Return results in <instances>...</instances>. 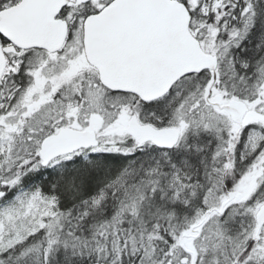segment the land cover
Segmentation results:
<instances>
[{
	"label": "snow or ice",
	"instance_id": "obj_1",
	"mask_svg": "<svg viewBox=\"0 0 264 264\" xmlns=\"http://www.w3.org/2000/svg\"><path fill=\"white\" fill-rule=\"evenodd\" d=\"M0 264H264V0H0Z\"/></svg>",
	"mask_w": 264,
	"mask_h": 264
}]
</instances>
